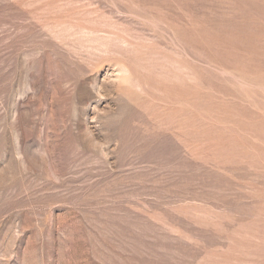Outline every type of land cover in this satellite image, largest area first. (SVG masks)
Returning <instances> with one entry per match:
<instances>
[{"label": "rangeland", "instance_id": "374dc122", "mask_svg": "<svg viewBox=\"0 0 264 264\" xmlns=\"http://www.w3.org/2000/svg\"><path fill=\"white\" fill-rule=\"evenodd\" d=\"M0 264H264V0H0Z\"/></svg>", "mask_w": 264, "mask_h": 264}]
</instances>
